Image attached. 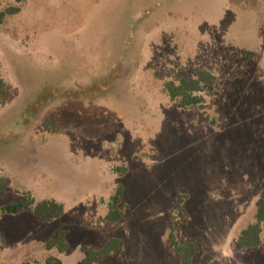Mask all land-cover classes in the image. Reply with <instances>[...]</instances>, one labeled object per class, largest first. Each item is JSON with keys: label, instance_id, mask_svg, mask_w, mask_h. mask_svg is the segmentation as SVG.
Listing matches in <instances>:
<instances>
[{"label": "rangeland", "instance_id": "obj_1", "mask_svg": "<svg viewBox=\"0 0 264 264\" xmlns=\"http://www.w3.org/2000/svg\"><path fill=\"white\" fill-rule=\"evenodd\" d=\"M0 264H79L82 247L124 243L98 264H264L238 246L264 201V0H0ZM214 81L184 107L165 84ZM121 192L122 221H105ZM64 215L42 222L26 198ZM67 232L69 250L45 243Z\"/></svg>", "mask_w": 264, "mask_h": 264}, {"label": "trees", "instance_id": "obj_2", "mask_svg": "<svg viewBox=\"0 0 264 264\" xmlns=\"http://www.w3.org/2000/svg\"><path fill=\"white\" fill-rule=\"evenodd\" d=\"M18 9H8L0 13V25L7 16L18 13ZM214 81V76L209 72L199 71L193 77H184L178 84L168 82L165 84V91L172 101L179 100L184 107H196L204 103V99L199 94L204 85H209ZM11 94L5 81L0 78V108L10 100ZM10 187V180L0 176V194ZM122 201L121 192H117L110 200L105 221L109 224H116L122 221L120 204ZM26 208H32L34 215L39 221H55L63 217L64 205L54 200H43L36 203L28 197L18 203H13L1 208V213L5 215H17ZM264 224V201H261L255 214L254 223L248 225L239 235L238 246L243 250H253L261 246L262 225ZM67 232L61 231L54 238L45 243V250L51 252L56 250L59 254H64L69 250L66 242ZM169 243L175 250L178 258L183 264H192L195 256V246L192 243L179 244L175 238L174 231L169 236ZM124 249V243L119 239H111L101 248L90 250L82 247L84 259L79 264H97L112 254H120ZM23 264H30L25 262ZM37 264V263H36ZM44 264H63L54 256H49Z\"/></svg>", "mask_w": 264, "mask_h": 264}, {"label": "crops", "instance_id": "obj_3", "mask_svg": "<svg viewBox=\"0 0 264 264\" xmlns=\"http://www.w3.org/2000/svg\"><path fill=\"white\" fill-rule=\"evenodd\" d=\"M84 259V258H83ZM82 262V261H81ZM62 263H63V261H62ZM64 264V263H63ZM98 264V263H97Z\"/></svg>", "mask_w": 264, "mask_h": 264}]
</instances>
